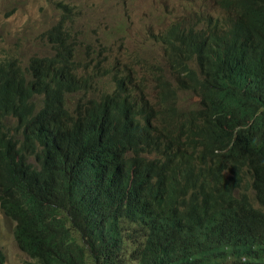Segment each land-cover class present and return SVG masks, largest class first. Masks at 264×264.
I'll list each match as a JSON object with an SVG mask.
<instances>
[{
	"label": "trees",
	"instance_id": "obj_1",
	"mask_svg": "<svg viewBox=\"0 0 264 264\" xmlns=\"http://www.w3.org/2000/svg\"><path fill=\"white\" fill-rule=\"evenodd\" d=\"M59 6L47 49L0 61V205L34 239L27 264H264V0H203L152 34L151 60ZM151 127L156 178L137 165L105 201L127 228L115 254L111 213L80 183L131 171L129 134Z\"/></svg>",
	"mask_w": 264,
	"mask_h": 264
},
{
	"label": "rangeland",
	"instance_id": "obj_2",
	"mask_svg": "<svg viewBox=\"0 0 264 264\" xmlns=\"http://www.w3.org/2000/svg\"><path fill=\"white\" fill-rule=\"evenodd\" d=\"M184 1L187 7H184ZM202 2L203 0H0V57L8 55L27 60L47 49L43 33L59 20V3H66L76 9L75 24L82 35L91 31L93 38L110 43L113 53L121 48L126 54L151 60L159 53L152 34L168 26L172 19L189 13V9H198ZM178 95V104L183 108L197 99L187 91H179ZM146 96L152 103H157L153 90L146 93ZM14 227L15 222L0 209V248L6 255L4 264H27L28 253L22 252L16 244Z\"/></svg>",
	"mask_w": 264,
	"mask_h": 264
},
{
	"label": "clouds",
	"instance_id": "obj_3",
	"mask_svg": "<svg viewBox=\"0 0 264 264\" xmlns=\"http://www.w3.org/2000/svg\"><path fill=\"white\" fill-rule=\"evenodd\" d=\"M43 37L44 40L46 41V37L44 33H43ZM9 57L11 56L4 55L0 57V61H3ZM156 138H157V128L155 127L146 128L143 130H138L130 133L128 149L125 151V156L129 160L132 170L128 171L126 169H123L121 166H117L116 171H114L110 175L86 176L83 178L82 182L80 183L82 185L84 195L94 206H98L103 213H111L109 217V225H112L118 230V232L120 233V237L114 243L104 244V245L112 252L116 251L115 254H120L123 251V245L118 246V243L125 240L124 231L127 228H125L121 216L116 211L112 210L110 206L106 205L105 201L118 195L120 192H122L125 189L128 183L129 176L134 172L137 165H140L145 171L146 176L150 177V179L147 180L149 184H151V182L156 178V174L153 173L152 168L149 166V162L153 159H156V153H155ZM119 152H123V148H119ZM143 156H146V159H142ZM157 167H160L158 163H157ZM0 209H2L1 205H0ZM8 218L12 219L17 226L16 220H18L20 216L17 214L14 215L13 218H11L10 216H8ZM52 221L53 219L46 220L45 218H41L40 220H38L40 226L50 224L52 223ZM14 239L19 249L22 252L29 251V253L26 254L28 256V260L32 259V257H29V255L31 253L36 254L35 252L32 251L34 239L26 232H19L15 227H14ZM2 250L3 249L0 248V252H2L4 255V262H3L4 264L6 261V255Z\"/></svg>",
	"mask_w": 264,
	"mask_h": 264
}]
</instances>
